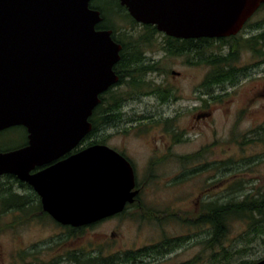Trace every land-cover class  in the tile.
Returning a JSON list of instances; mask_svg holds the SVG:
<instances>
[{"label":"rangeland","instance_id":"1","mask_svg":"<svg viewBox=\"0 0 264 264\" xmlns=\"http://www.w3.org/2000/svg\"><path fill=\"white\" fill-rule=\"evenodd\" d=\"M94 4L106 11L111 9L108 20L114 27L124 29L123 33L149 38L144 27L132 25L123 15L115 14V0H95ZM256 18V21L264 19V9ZM162 36L154 34L152 45L143 50L148 61L144 62L146 68L144 65L142 70L140 66L126 68L124 72L130 77L123 76L120 86L104 96L116 114L134 109L137 113L144 111L152 120L163 115L175 117L174 125L169 128L167 123L144 121L147 125L137 130L129 125L106 131L104 124L102 133L99 135L98 129L94 134L98 139H108L137 153V175L145 180L147 189L141 192V208L130 206L124 213L74 232L47 214H24L21 203L26 199L20 193L0 191V264H38L37 259L52 264L58 252L61 259L55 264H75L62 260L67 252L83 250L90 253L85 254L86 257H94V253L102 260L116 259L117 254L125 255L130 250L135 254L145 248L151 256L140 255L137 264H245L244 261L255 264L264 258V217L259 212L228 216L227 232L213 249L206 246L211 228L199 220L203 206L212 200L221 204L244 199L264 201V62H261L264 58L260 56L261 47L258 42L249 44L250 41L243 40L233 64L223 66V74L227 76L220 80L226 87L216 89L211 97L200 84L204 77H217L212 67L199 55L165 52ZM122 37L127 40L125 35ZM209 51L217 52L218 48ZM138 80L149 87L139 93L156 95L137 94L133 85ZM159 95L167 99L161 101ZM202 106L209 109V114L200 113ZM175 111L180 112L177 117ZM114 119L116 121V116ZM24 139L21 127L0 131V146L14 145ZM173 139L181 140L172 149L175 154L186 148L190 157L194 156L185 164L187 174L184 176L180 162L150 164L140 158L139 150L147 141ZM10 200L12 208L6 206ZM103 261V264H125L120 259L111 263Z\"/></svg>","mask_w":264,"mask_h":264},{"label":"water","instance_id":"2","mask_svg":"<svg viewBox=\"0 0 264 264\" xmlns=\"http://www.w3.org/2000/svg\"><path fill=\"white\" fill-rule=\"evenodd\" d=\"M92 0H0V131L23 126L30 146L0 151V175L25 178L92 131L100 96L119 82L122 45ZM139 23L178 39L236 35L264 0H119ZM38 191L57 223L73 228L124 211L138 191L130 163L97 144L39 176ZM255 264H264V258Z\"/></svg>","mask_w":264,"mask_h":264},{"label":"flooded vegetation","instance_id":"3","mask_svg":"<svg viewBox=\"0 0 264 264\" xmlns=\"http://www.w3.org/2000/svg\"><path fill=\"white\" fill-rule=\"evenodd\" d=\"M264 9V2L261 4V6L256 10V12L244 23V25L242 26L241 30L236 34V35H232V36H228V37H222V38H210L213 39L215 41V43L221 45V40L226 41V39L231 38V37H235L234 41L235 44L231 45L228 43H224L220 46V49H218V54H223V55H229L231 53H239V51L241 50V42H249V41H255L256 43L258 42L260 47H261V58H264V19H259L258 21H256V16L258 15V13L261 12V10ZM254 22V23H253ZM140 27H144V24L139 23ZM96 29L101 30V29H105V28H97ZM205 37H200V38H187L184 40H195L197 41L198 44V49L201 48L202 49V44L204 41ZM122 51V50H121ZM120 51V54H121ZM120 61V60H119ZM143 62H148L147 58L144 57V61ZM261 62H264L263 59ZM123 82V78L119 80L118 83H116L115 85L111 86L106 92L105 95L107 93H109L110 91H112V89L116 86H120V84ZM222 81L220 80V78L216 77L213 79L204 77L200 86L203 89L204 93L206 95H209L211 97H213V95L216 92V89L218 90H224V88L226 86H222ZM168 90V89H167ZM213 92V93H212ZM137 94H145V95H153L155 96L156 93H149V92H145V93H137ZM105 98V96H104ZM132 98V97H131ZM129 98V100L131 99ZM215 98V96H214ZM167 99L166 97H163L162 95H159V100H165ZM107 105V108L105 109L106 114L108 115L112 112V109L109 106V101L105 100L104 102ZM209 109H206V107L202 106L199 111L200 113L206 115L209 114ZM179 111H175L174 112V116H178L179 115ZM142 114V115H141ZM152 114V113H149ZM114 116H116V121L114 119ZM113 117H111L109 119L110 121V125H106L103 128L108 131L110 129H113L115 127H118L119 129L124 128V126H131L134 129H140L141 125H147V123L150 121L155 122V124L158 123H167L169 128L172 127V125H174V120L176 119L175 117H165L163 116L159 117V118H155L153 117V120L149 117L150 115L146 114L144 111H141V113H137L134 109H132L131 111H127V112H121V114H115ZM176 116V117H177ZM108 119V118H106ZM145 121V122H144ZM21 127V126H19ZM22 129H24L25 132V139L17 144L11 145L7 150L5 151H11V150H17L20 148H25L30 146V140L28 139V132L26 130L25 127L22 126ZM102 133V129H100L99 134ZM109 133V132H108ZM105 134V132H104ZM94 133L91 131L88 136L83 139L82 141H80V143L76 146L73 147L72 149L68 150L67 152H65L63 155L57 157L56 159L50 160L48 162H40V163H33V164H29L25 166V178H20L17 174L14 173H5V174H1L0 175V191H17L18 193H20L21 197L26 199L25 202L23 201L21 203V209L23 210L24 214L26 213H33L36 212L40 213L42 215L47 214L44 208V203H43V198L40 195V193L38 191H44L47 190L45 188L44 185V181H40L39 180V176L40 174H42L43 172H45L46 170L50 169L51 167H53L54 165L66 160L67 158L76 155L77 153L81 152L82 150H84L85 148L97 145V144H101V145H106L112 149H114L115 151H117L120 155H122L131 165L132 170H133V174H134V187L132 188V191H138L137 195L134 197V201L130 204H127V208H129L130 206H135L141 208V203H140V196H141V192L142 191H147L146 187H145V183L143 180H141L138 175H137V170H136V162L139 160V157L136 156V152L135 153H131L129 150V148H121L120 145L118 144H113L111 143L110 140H106V139H99L96 140L93 138ZM179 143H181V140H160L155 142V140H149L145 143L144 146H142L141 150H139L140 153V158L143 159L144 162H149L151 163H159V162H172V163H177L180 162L181 163V174L184 176L187 173L186 172V168H185V164L189 161V158L192 159L194 158L193 155H191L192 157H190L189 152L186 148L182 149L180 152V154H175L174 152L176 151H172V149L174 147H176ZM175 145V146H174ZM184 151V152H183ZM137 158V159H136ZM136 159V160H135ZM170 159V160H169ZM174 159V160H172ZM177 170V169H176ZM183 184H185V182L183 181ZM20 197V196H19ZM11 202V200H10ZM6 206H10L11 208L14 206L11 203H8V205L6 204ZM126 209V208H125ZM154 212H156L154 210ZM35 215V214H34ZM48 216H50L49 214H47ZM154 216L156 217L157 214L154 213ZM51 217V216H50ZM52 218V217H51ZM200 218V217H199ZM198 220V219H197ZM36 247H34L32 250H34ZM165 250V249H164ZM60 252L56 253L54 256V258H52V264H55L59 259ZM25 255V254H24ZM94 255V253L92 254ZM119 255V258H123V254H117ZM135 255H137V253H135ZM143 255H146V253H143ZM98 256V255H95ZM148 256H151L148 253ZM26 261V259H25ZM36 263L38 264H45L46 262L43 261V259H37ZM31 264V263H29ZM59 264V263H58ZM76 264V263H75Z\"/></svg>","mask_w":264,"mask_h":264},{"label":"trees","instance_id":"4","mask_svg":"<svg viewBox=\"0 0 264 264\" xmlns=\"http://www.w3.org/2000/svg\"><path fill=\"white\" fill-rule=\"evenodd\" d=\"M95 0H92L90 3V7L98 9L101 12V16L103 20L97 25V28H105L112 30L113 38L118 41L122 45V51H121V58L120 61L115 65L114 69L116 73L119 75V77L122 79L123 76L130 77V75H127L125 71L128 67H136L140 66L141 70L144 65V67L147 65L144 61V56L142 54L143 50L150 47V43H152L151 37H153L154 34H163L162 32L157 30L156 26L150 25V24H144V29L146 30V33H149V38H142L140 35L139 37H135L132 34L128 35L127 33H123L124 29H118L114 27L111 23V20H108V13L111 9L105 10L101 6H98L94 4ZM114 10H116L117 15H123L126 19H128L129 22H131L132 25H139L137 21L129 14L127 8L125 6H122L119 2V0H115V6L113 7ZM114 14V15H115ZM115 15V16H117ZM122 31V33H121ZM122 35H125L127 40L123 39ZM163 46L162 49L172 54H188L192 55L194 57H199L205 61L206 64H208L213 69V74H216L218 78L223 79L227 76L226 74H223L224 68L223 66L225 64L232 65L233 61L235 60V53H231L229 55H223L218 54V52H210L209 50H213L215 47L220 49V46H217V43L213 39L210 38H204L202 49H198L197 41L195 40H184V39H178L175 37H170L165 34H163ZM234 36L231 38L226 39V41L221 40V43L224 44L225 42L228 44H235ZM252 41V40H251ZM251 41L249 44H251ZM255 43V41H253ZM221 44V45H222ZM130 46L131 48H129ZM192 58V57H190ZM128 63V64H127ZM130 65V66H128ZM146 68V67H145ZM151 69H154V67H151ZM145 82L143 80H138L133 86L137 93L141 92L142 88H149L146 86H143ZM104 94L100 96L101 103H99L96 108L93 111V114L90 117V121L93 125L92 132L95 134L98 129H101V127L105 124L110 125L109 119L113 117L116 113H114V109H112V112L108 115L106 114V111L104 108L105 106V98ZM112 108V107H111ZM108 118V119H106ZM19 127V126H16ZM22 128V126H21ZM100 135V134H99ZM94 139L99 140L95 135L93 136ZM11 145H4L0 146V151L7 150ZM261 204V206H260ZM264 201L258 202L256 200H252L251 202L247 200H242L240 202L238 201H232L230 203L221 204V202L218 201H210L206 202L203 206V210L200 214L199 220L202 224L210 226L211 228V238L208 240L206 246L207 248L213 249L219 242H221V239L225 236V233L227 232V217L233 214H238V217H241L243 215H247L248 213H252L257 211L260 215H263L264 217ZM128 208L122 212L124 213ZM243 213V214H242ZM242 214V215H241ZM71 231L77 232L80 230V228H73L68 226ZM258 229V228H257ZM264 231V229H262ZM143 253H149L151 254L147 248L141 249L137 251V255L135 256L134 251H126L125 255H123V258H108V259H100L101 256H95L86 257L85 254L86 251L78 250L75 252H67V257L62 259L65 261H70L76 264H103V262L111 263V261H118L119 259L125 263H132L137 264L138 258H140V255H143ZM93 254V253H92ZM117 256V255H116ZM61 257V255H60ZM59 257V258H60ZM115 257V256H114ZM121 263V262H120ZM245 264H254V262L248 263L244 261ZM191 264V263H188Z\"/></svg>","mask_w":264,"mask_h":264}]
</instances>
